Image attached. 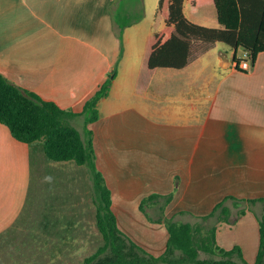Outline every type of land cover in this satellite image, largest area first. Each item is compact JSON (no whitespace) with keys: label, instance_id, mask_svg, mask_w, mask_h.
<instances>
[{"label":"crops","instance_id":"1","mask_svg":"<svg viewBox=\"0 0 264 264\" xmlns=\"http://www.w3.org/2000/svg\"><path fill=\"white\" fill-rule=\"evenodd\" d=\"M147 1L0 0V70L78 113L68 120L84 140L87 129L93 131L95 163L111 189L112 209L134 241L164 253L169 231L156 221L163 212L176 221L216 225L218 244L239 246L254 264L264 205L244 199L264 197V51L249 69L237 68L234 49L232 61L211 57L216 41L182 68H157L138 92L155 30L154 21L144 23ZM187 5L192 13L198 8L185 1L192 19ZM117 17L132 23L121 29ZM130 32L140 37L136 59ZM236 56L241 59L239 50ZM115 68L111 89L98 102L99 118L87 123L86 101ZM35 157L36 212L23 215ZM94 187L90 164L51 160L41 141H20L0 122V264H44L47 255H60L62 241L79 239L96 218ZM153 193L163 196L141 209ZM222 201L229 221L220 220V212L202 219Z\"/></svg>","mask_w":264,"mask_h":264},{"label":"trees","instance_id":"2","mask_svg":"<svg viewBox=\"0 0 264 264\" xmlns=\"http://www.w3.org/2000/svg\"><path fill=\"white\" fill-rule=\"evenodd\" d=\"M185 1L159 0L154 20L155 30L147 39L142 60L138 92H143L149 85L157 68L186 66L195 52L196 41L227 43L235 50L237 63L241 61L236 56L240 48L251 53L253 62L264 51V0H190L193 10L205 4H214L219 26H207L190 19L185 13ZM117 21L121 29L132 23L131 20L122 22L120 17H117ZM162 23L164 26L159 29ZM116 75L117 70L114 69L96 93L86 101L84 112L89 113L87 123L99 118L98 102L108 95ZM77 114L55 101L45 100L36 92L12 83L0 70V122L9 127L13 136L29 144L41 141L46 156L51 160L75 161L79 165L88 163L93 168L99 196L96 224L104 243L83 262L68 264H250L239 246L226 249L218 244L217 226L214 224L209 226L176 221L162 212L156 221L166 224L169 238L166 250L161 255L151 253L123 232L112 209L111 189L95 163L93 131L87 129L89 138L84 140L79 129L68 120ZM161 196L153 193L145 197L141 209L145 210L148 203ZM164 198L165 204H168L172 194ZM244 200L262 201L264 205V197ZM217 212L221 214L220 220H230L231 210L224 201L218 203L210 214L202 216V219L207 220ZM259 222L260 245L254 264H264V209L259 215ZM202 251L218 255V258L201 257Z\"/></svg>","mask_w":264,"mask_h":264},{"label":"rangeland","instance_id":"3","mask_svg":"<svg viewBox=\"0 0 264 264\" xmlns=\"http://www.w3.org/2000/svg\"><path fill=\"white\" fill-rule=\"evenodd\" d=\"M159 0H148L147 1V16L144 23H149L150 27L152 25V22L155 20V14L156 9L158 6ZM187 12L189 16L193 19V21L198 22L199 20H202L204 22V25L207 26H213L212 24H215L219 26L218 18H217V11L214 4H205L202 6H199L196 12L192 13L191 6L187 5ZM135 14V13H133ZM124 18V17H123ZM126 18V17H125ZM131 33V32H130ZM130 39L133 42V52L132 55L136 59L138 56L139 47L136 45L137 39L140 40L139 35L136 34V32L131 33ZM128 39V36H127ZM129 40V39H128ZM212 43L208 44L202 41H196L195 43V54L196 52H200L203 50L206 46H210ZM212 53L211 57L217 58L218 62H223V59H228L229 61L233 60V48L224 42H216L214 45H212ZM216 52V53H214ZM243 55V49H239V56ZM116 69V68H115ZM36 171L38 172V166H37V159L34 158L33 162V182L31 186V191L29 194V200L27 202V205L23 211V215H35L36 212V200H37V177H36ZM95 188V187H94ZM99 196L96 188L94 189V202L95 207L97 205ZM22 210V209H21ZM96 211V208H94V213ZM13 213L17 215L20 214L19 208L13 209ZM79 239L76 240H66L62 241V245L59 249L60 255L58 253H55L54 255H47L45 257V263L44 264H68V263H81L85 260V258L92 253H94L100 245L104 243L103 237L101 233L99 232V229L96 224V218L94 215L92 224L88 225V231L85 233V231L78 233ZM53 247L57 248L56 246ZM57 252L58 250H53ZM53 255V256H52ZM201 257H207V258H218V255H213L207 252L202 251Z\"/></svg>","mask_w":264,"mask_h":264},{"label":"built area","instance_id":"4","mask_svg":"<svg viewBox=\"0 0 264 264\" xmlns=\"http://www.w3.org/2000/svg\"><path fill=\"white\" fill-rule=\"evenodd\" d=\"M240 60L241 61L237 64L242 69H249L252 66V56L248 50L243 51V55L241 56Z\"/></svg>","mask_w":264,"mask_h":264}]
</instances>
